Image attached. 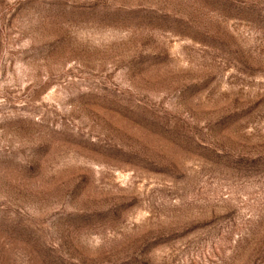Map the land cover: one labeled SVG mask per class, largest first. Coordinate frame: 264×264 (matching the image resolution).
Wrapping results in <instances>:
<instances>
[{
  "label": "rangeland",
  "instance_id": "374dc122",
  "mask_svg": "<svg viewBox=\"0 0 264 264\" xmlns=\"http://www.w3.org/2000/svg\"><path fill=\"white\" fill-rule=\"evenodd\" d=\"M0 264H264V0H0Z\"/></svg>",
  "mask_w": 264,
  "mask_h": 264
}]
</instances>
